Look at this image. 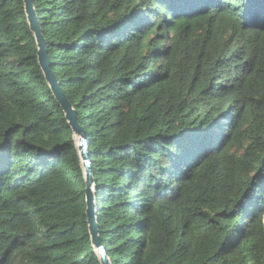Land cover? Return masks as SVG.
<instances>
[{"label": "trees", "instance_id": "trees-1", "mask_svg": "<svg viewBox=\"0 0 264 264\" xmlns=\"http://www.w3.org/2000/svg\"><path fill=\"white\" fill-rule=\"evenodd\" d=\"M34 4L111 263L264 264V0ZM38 52L0 0V264H101Z\"/></svg>", "mask_w": 264, "mask_h": 264}, {"label": "water", "instance_id": "water-1", "mask_svg": "<svg viewBox=\"0 0 264 264\" xmlns=\"http://www.w3.org/2000/svg\"><path fill=\"white\" fill-rule=\"evenodd\" d=\"M26 12L30 28L34 33L39 48L38 57L40 67L42 68L46 80L52 90L56 100L60 104L66 119L72 128L75 137H77V148L82 162L85 180H86V196H87V216L90 226L93 247L95 248L101 264H112L107 254L105 246L102 244L99 234V226L97 220L96 209V194H95V179L93 175L92 157L90 153V141L85 129L80 125L77 111L67 99L61 85L51 69V61L48 54L47 42L43 35L37 12L35 9L34 0H24ZM76 141V138H75Z\"/></svg>", "mask_w": 264, "mask_h": 264}, {"label": "rangeland", "instance_id": "rangeland-1", "mask_svg": "<svg viewBox=\"0 0 264 264\" xmlns=\"http://www.w3.org/2000/svg\"><path fill=\"white\" fill-rule=\"evenodd\" d=\"M76 138V142H77V137H75Z\"/></svg>", "mask_w": 264, "mask_h": 264}]
</instances>
